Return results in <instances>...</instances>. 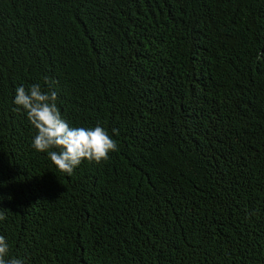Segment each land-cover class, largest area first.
Returning a JSON list of instances; mask_svg holds the SVG:
<instances>
[{"label": "trees", "instance_id": "16d2710c", "mask_svg": "<svg viewBox=\"0 0 264 264\" xmlns=\"http://www.w3.org/2000/svg\"><path fill=\"white\" fill-rule=\"evenodd\" d=\"M262 53L264 0H0L7 258L264 264ZM45 77L108 160L67 175L33 148L14 98Z\"/></svg>", "mask_w": 264, "mask_h": 264}, {"label": "clouds", "instance_id": "9594fccd", "mask_svg": "<svg viewBox=\"0 0 264 264\" xmlns=\"http://www.w3.org/2000/svg\"><path fill=\"white\" fill-rule=\"evenodd\" d=\"M45 84L48 85L47 91L42 90L39 84L27 90L19 86L14 98V104L23 108L30 124L36 129L32 141L36 151L46 152L60 172L72 175L82 162L100 163L108 160L110 153L119 150L117 141L100 125L93 128L70 126L57 107V93L47 77ZM112 132L118 135L117 129ZM5 219V211L0 208V221ZM8 255L9 244L0 235V264H24L16 257L8 259Z\"/></svg>", "mask_w": 264, "mask_h": 264}]
</instances>
